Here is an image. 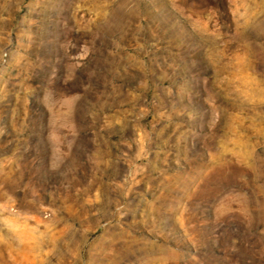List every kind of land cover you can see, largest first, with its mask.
<instances>
[{
	"label": "rangeland",
	"instance_id": "rangeland-1",
	"mask_svg": "<svg viewBox=\"0 0 264 264\" xmlns=\"http://www.w3.org/2000/svg\"><path fill=\"white\" fill-rule=\"evenodd\" d=\"M0 264H264V0H0Z\"/></svg>",
	"mask_w": 264,
	"mask_h": 264
}]
</instances>
